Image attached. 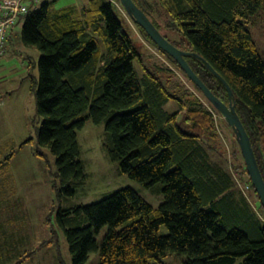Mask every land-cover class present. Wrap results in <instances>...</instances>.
Here are the masks:
<instances>
[{"label": "trees", "instance_id": "16d2710c", "mask_svg": "<svg viewBox=\"0 0 264 264\" xmlns=\"http://www.w3.org/2000/svg\"><path fill=\"white\" fill-rule=\"evenodd\" d=\"M54 1L30 7L17 24L24 45L41 53L38 77L30 74L41 119L35 153L47 158V149L55 156L59 200L75 195L87 178L78 130L88 119L105 124L104 146L119 171L145 187L161 183L164 197L155 207L132 187H123L93 203L61 206L57 218L73 264H87L92 252L99 253V264H164L171 253L185 256L183 264H264V205H253L232 172L213 157V104L170 67L146 65L113 0H88L82 9H56ZM135 1L160 31L154 11L155 5L163 7L167 27L181 40L163 34L203 56L231 86L264 177V56L248 26L264 0ZM186 60L229 103L226 85L202 61ZM28 66L36 67L31 59ZM170 102L178 108L169 111ZM11 156L0 160V171ZM246 173L261 200L247 167ZM104 226L108 230L98 241ZM11 239L10 245L0 241V264H23L34 249L17 252Z\"/></svg>", "mask_w": 264, "mask_h": 264}, {"label": "rangeland", "instance_id": "374dc122", "mask_svg": "<svg viewBox=\"0 0 264 264\" xmlns=\"http://www.w3.org/2000/svg\"><path fill=\"white\" fill-rule=\"evenodd\" d=\"M113 1L125 29L131 35L146 65L170 67L181 82L210 105L211 102L197 90L184 70L172 63L147 39L120 0ZM87 2L88 0H55L53 6L59 9L75 5L82 9ZM155 8L157 11H154V16L157 17L162 33L173 41H180L181 34L167 27V17L163 7L155 5ZM248 26L264 56V4L251 18ZM21 30L22 24L18 23L14 28L13 39L7 45V54L0 61V160H4L12 153L9 165L0 171V241L4 245H10L11 237V243L19 246L17 252L20 253L34 249L23 264H73L65 231L57 218L61 206L93 203L123 187H132L157 207L164 200L161 192L162 184L145 187L137 180L122 174L118 163L110 159L104 146L105 124L88 119L84 127L78 130L81 159L87 178L83 184L76 187L75 195L59 200L55 156L47 149H44L47 158L35 153L38 147L37 127L41 125V119L36 110L37 84L33 85L34 89L31 87L33 82L30 74L33 73L38 77L37 63L41 53L36 48L24 45L21 40ZM29 59L36 65L33 70L29 69ZM136 68L139 72L142 71L138 62ZM210 107L217 128V136L213 140L216 153H213V157L221 160L232 172L237 185L250 202L259 205L261 200L248 181L245 160L233 130L224 116ZM166 108L174 111L178 105L170 102ZM184 115L185 112L182 111L180 119ZM31 137L32 141L22 144ZM107 230L108 226L101 228L97 235L98 241H101ZM167 231L163 226L162 233ZM185 259L183 255L171 253L162 260L164 264H183ZM87 264H99V253L92 252Z\"/></svg>", "mask_w": 264, "mask_h": 264}, {"label": "water", "instance_id": "95a60500", "mask_svg": "<svg viewBox=\"0 0 264 264\" xmlns=\"http://www.w3.org/2000/svg\"><path fill=\"white\" fill-rule=\"evenodd\" d=\"M140 1V0H139ZM121 4L133 18V20L142 27L157 46L168 53L181 66L184 72L199 87L205 97L213 106L224 116L227 123L232 128L236 139L240 145L246 167L252 179V182L258 192L261 202L264 205V177L258 165L252 142L249 134L236 110L234 101V92L228 82L218 73L215 68L200 54L195 51L184 50L171 42L152 22L149 14L143 6H140L135 0H120ZM186 57H194L202 61L227 87L229 103L220 99L198 76V74L189 65Z\"/></svg>", "mask_w": 264, "mask_h": 264}, {"label": "built area", "instance_id": "2783aa9c", "mask_svg": "<svg viewBox=\"0 0 264 264\" xmlns=\"http://www.w3.org/2000/svg\"><path fill=\"white\" fill-rule=\"evenodd\" d=\"M44 0H0V61L7 54L11 29L30 7H38Z\"/></svg>", "mask_w": 264, "mask_h": 264}]
</instances>
